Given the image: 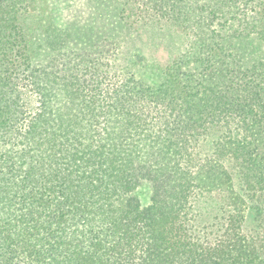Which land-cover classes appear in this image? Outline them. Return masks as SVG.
<instances>
[{
	"label": "trees",
	"instance_id": "1",
	"mask_svg": "<svg viewBox=\"0 0 264 264\" xmlns=\"http://www.w3.org/2000/svg\"><path fill=\"white\" fill-rule=\"evenodd\" d=\"M0 264H264V0H0Z\"/></svg>",
	"mask_w": 264,
	"mask_h": 264
},
{
	"label": "rangeland",
	"instance_id": "2",
	"mask_svg": "<svg viewBox=\"0 0 264 264\" xmlns=\"http://www.w3.org/2000/svg\"><path fill=\"white\" fill-rule=\"evenodd\" d=\"M182 38L165 26L146 25L142 26L138 33H133L122 51V58H130L133 55L157 59L162 63L167 61L169 54H176L182 46ZM159 46V47H158ZM251 221V219H249ZM252 227V221L246 227Z\"/></svg>",
	"mask_w": 264,
	"mask_h": 264
}]
</instances>
